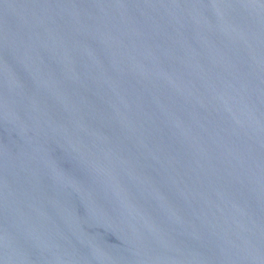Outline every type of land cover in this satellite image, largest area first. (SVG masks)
I'll return each mask as SVG.
<instances>
[{"label":"water","instance_id":"water-1","mask_svg":"<svg viewBox=\"0 0 264 264\" xmlns=\"http://www.w3.org/2000/svg\"><path fill=\"white\" fill-rule=\"evenodd\" d=\"M0 264H264V0H0Z\"/></svg>","mask_w":264,"mask_h":264}]
</instances>
